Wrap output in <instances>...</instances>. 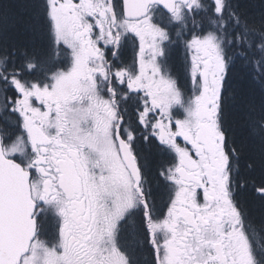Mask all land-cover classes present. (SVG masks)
<instances>
[{
  "label": "snow or ice",
  "instance_id": "1",
  "mask_svg": "<svg viewBox=\"0 0 264 264\" xmlns=\"http://www.w3.org/2000/svg\"><path fill=\"white\" fill-rule=\"evenodd\" d=\"M261 5L0 0V264H135L141 238L156 264H264V212L239 195L264 199ZM181 53L191 96L169 66ZM237 64L261 86L248 143L232 131ZM140 144L170 156L159 215Z\"/></svg>",
  "mask_w": 264,
  "mask_h": 264
},
{
  "label": "trees",
  "instance_id": "2",
  "mask_svg": "<svg viewBox=\"0 0 264 264\" xmlns=\"http://www.w3.org/2000/svg\"><path fill=\"white\" fill-rule=\"evenodd\" d=\"M245 8L253 14H259L261 9V0H241ZM41 42L47 40L46 33H41ZM232 106L234 111L232 131L237 140L243 139L246 143L248 139V129L244 119L247 110V104L254 100L259 104L261 97V86L258 81L250 79L247 70L237 64L232 70ZM252 147L258 149V143L252 144ZM140 152V162L144 165L148 185L151 189V199L154 202L153 211L159 215L165 210L166 204L172 194L171 185L163 181L157 174L161 165L168 161V154L158 150L154 145H138ZM254 175L258 176L259 173ZM240 199L246 205L253 216H259L264 212V199L258 193L252 191L251 185L240 192ZM129 251L135 264H156V256L143 238L139 244H130Z\"/></svg>",
  "mask_w": 264,
  "mask_h": 264
},
{
  "label": "flooded vegetation",
  "instance_id": "3",
  "mask_svg": "<svg viewBox=\"0 0 264 264\" xmlns=\"http://www.w3.org/2000/svg\"><path fill=\"white\" fill-rule=\"evenodd\" d=\"M122 0H115V3L120 6ZM135 55V43L129 39L125 49L124 56L122 59L131 61L132 57ZM179 60L182 61V53L181 54H173L169 60V66L174 71V74L178 78V82L181 86V89L185 93L186 96L193 95L194 93V85L182 66V63H178L177 66L174 65V61ZM58 221L55 216H49L44 225V236L41 239H55L56 237V229H57Z\"/></svg>",
  "mask_w": 264,
  "mask_h": 264
},
{
  "label": "rangeland",
  "instance_id": "4",
  "mask_svg": "<svg viewBox=\"0 0 264 264\" xmlns=\"http://www.w3.org/2000/svg\"><path fill=\"white\" fill-rule=\"evenodd\" d=\"M178 63H182V61H179V60H175L174 61V65H176L177 66V64ZM191 96V95H190ZM178 142H180V143H182L183 144V141L182 140H178ZM170 159V157L168 158V160ZM147 179V178H146ZM147 181H148V179H147Z\"/></svg>",
  "mask_w": 264,
  "mask_h": 264
}]
</instances>
